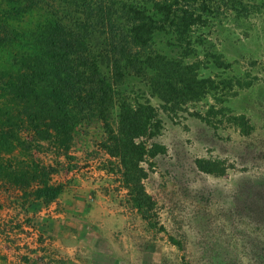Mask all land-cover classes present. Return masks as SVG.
I'll use <instances>...</instances> for the list:
<instances>
[{"label":"rangeland","instance_id":"rangeland-1","mask_svg":"<svg viewBox=\"0 0 264 264\" xmlns=\"http://www.w3.org/2000/svg\"><path fill=\"white\" fill-rule=\"evenodd\" d=\"M209 1L188 43L168 28L151 43L196 67L207 86L197 100L168 111L147 75L106 74L123 96H144L161 121L141 163L152 224L112 172L101 129L84 130L68 148L23 130L15 149L0 151V264H264V0ZM63 4L0 0V20L25 29ZM31 49L0 45V84ZM21 154L58 194L40 195L34 179L15 184Z\"/></svg>","mask_w":264,"mask_h":264},{"label":"trees","instance_id":"trees-1","mask_svg":"<svg viewBox=\"0 0 264 264\" xmlns=\"http://www.w3.org/2000/svg\"><path fill=\"white\" fill-rule=\"evenodd\" d=\"M61 1L62 13L53 12L25 29L16 21L0 20V45L22 48L29 43L34 48L28 54L18 53L21 69L0 84V94H4L0 128L15 127L14 133L0 129V151L15 149L23 130L68 148L84 130L99 128L104 134L99 146L116 160L112 172L115 170L120 186L127 189L133 207L152 224L155 203L142 184L146 171L141 163L152 154L153 145L145 139L158 134L161 121L144 96H123L106 74L147 75L150 90L168 111L197 100L207 86L196 67L181 57L170 58L151 49V43L154 33L165 28L176 40L188 43L187 33L211 11L210 1ZM20 2L26 8L47 4V0ZM113 109L114 122L110 120ZM21 156L25 165L13 173L15 184L34 179L42 184L40 195L60 192L42 178L45 172L40 166Z\"/></svg>","mask_w":264,"mask_h":264}]
</instances>
